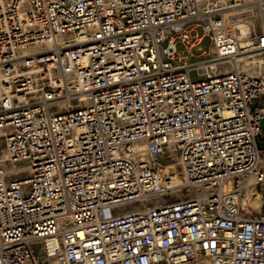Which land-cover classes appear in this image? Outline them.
<instances>
[{
  "label": "built area",
  "instance_id": "built-area-1",
  "mask_svg": "<svg viewBox=\"0 0 264 264\" xmlns=\"http://www.w3.org/2000/svg\"><path fill=\"white\" fill-rule=\"evenodd\" d=\"M262 55L264 0H0V264H264Z\"/></svg>",
  "mask_w": 264,
  "mask_h": 264
},
{
  "label": "crops",
  "instance_id": "crops-1",
  "mask_svg": "<svg viewBox=\"0 0 264 264\" xmlns=\"http://www.w3.org/2000/svg\"><path fill=\"white\" fill-rule=\"evenodd\" d=\"M249 62L252 65H257V69L256 68L252 69L253 72H263L264 73V55L253 57L252 59H249ZM256 103L264 104V97L262 96V97L257 98ZM262 128L264 130V121L262 122ZM259 144L261 146H264V140L259 139ZM256 191H257V196H256L257 199L255 200H259L261 202L258 208L260 209L262 208L264 210V182L257 185Z\"/></svg>",
  "mask_w": 264,
  "mask_h": 264
},
{
  "label": "bare ground",
  "instance_id": "bare-ground-1",
  "mask_svg": "<svg viewBox=\"0 0 264 264\" xmlns=\"http://www.w3.org/2000/svg\"><path fill=\"white\" fill-rule=\"evenodd\" d=\"M256 15V13L253 15V17ZM245 184H246V190H245V195L243 197V201H242V207H249L250 204L247 203L246 201H248V197H249V194L251 192L253 193H256L254 192L255 191V188H256V181H255V178L254 177H249V178H246L245 180ZM255 196V197H254ZM253 198L254 199H257L256 195L253 194ZM136 208L135 205H131L128 207V209H134ZM179 264H190V263H179ZM202 264H208L206 262L202 263Z\"/></svg>",
  "mask_w": 264,
  "mask_h": 264
},
{
  "label": "rangeland",
  "instance_id": "rangeland-1",
  "mask_svg": "<svg viewBox=\"0 0 264 264\" xmlns=\"http://www.w3.org/2000/svg\"><path fill=\"white\" fill-rule=\"evenodd\" d=\"M209 43H210L209 38H206L205 41L203 42V44H202L201 47H202L203 49H208V48H209ZM179 48L182 49V46L179 45ZM196 52L199 53L200 50H199V49H196ZM247 60H248V59H247ZM191 78L193 79V81H198V80L201 79V78L197 75L196 72H192V73H191ZM255 181H256V179H255ZM254 192H256V193L251 192V193L249 194L248 201H246V202L249 203L250 206H251L252 208H254V209H255V208H256V209H260V208H258V207H259V205H260L261 202H260L259 200H255V199H253V194H255V195L257 196V191H254ZM254 197H255V196H254Z\"/></svg>",
  "mask_w": 264,
  "mask_h": 264
}]
</instances>
